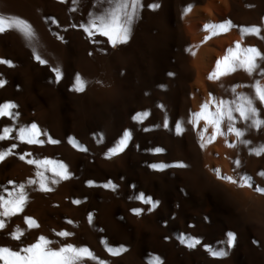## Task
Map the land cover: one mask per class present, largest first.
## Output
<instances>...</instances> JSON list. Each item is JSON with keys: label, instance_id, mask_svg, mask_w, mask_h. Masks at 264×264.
I'll use <instances>...</instances> for the list:
<instances>
[{"label": "bare ground", "instance_id": "1", "mask_svg": "<svg viewBox=\"0 0 264 264\" xmlns=\"http://www.w3.org/2000/svg\"><path fill=\"white\" fill-rule=\"evenodd\" d=\"M99 2L77 0L76 11H69L72 0H0V17H18L34 34L29 40L12 28L0 33V60L12 65L0 64V104L16 105L15 123L0 118V129L13 128L0 151L16 145L0 160V194L21 184L27 193L19 214L0 217V246L16 250L43 236L53 249L86 247L95 259L79 264H151L154 257L160 264H264V194L255 191L264 189V153L252 151L264 145V127L252 128L233 113L234 127L244 135L229 133L224 119L210 139L211 124L194 116L201 105L216 111L210 97L219 103L244 93L264 120V107L251 89L255 82L264 86V61H257L251 76L240 67L213 75L216 62L237 44L264 55V0H141L127 42L115 47L79 27L89 12L100 11ZM224 21L231 25L224 31L206 28ZM251 26L259 34L241 32ZM34 50L44 64L33 59ZM77 76L84 83L81 92L74 90ZM143 112L148 115L134 119ZM32 123L58 143H47L43 135L39 145L18 141L15 129ZM125 130L127 146L108 155ZM45 159L62 163L68 173L53 184L42 166L47 192L28 184L37 179V168L26 162ZM177 163L184 167L172 166ZM217 172L237 183L240 176L250 177L251 187L217 179ZM141 195L156 207L149 210L137 199ZM25 217L36 226L29 229ZM14 229L23 233L20 241L10 238ZM61 231L70 235L57 236ZM228 232L234 234L231 249ZM189 238L200 243L189 249ZM121 247L117 255L106 250ZM206 248L227 254L214 258Z\"/></svg>", "mask_w": 264, "mask_h": 264}, {"label": "snow or ice", "instance_id": "2", "mask_svg": "<svg viewBox=\"0 0 264 264\" xmlns=\"http://www.w3.org/2000/svg\"><path fill=\"white\" fill-rule=\"evenodd\" d=\"M60 3H64V0H58ZM74 7L70 8L69 11H76L75 5L77 0H72ZM100 7L99 12H89L88 21L86 24H80L79 27L82 31L89 37L94 34H99L100 36L106 37L107 42L110 46L115 47L117 44L126 43L129 38V33L131 25L135 21L138 15V11L141 8V0H100L99 4L96 5ZM158 5H149V8H156ZM53 24H56L55 20H52ZM7 25V28H6ZM227 26H231L228 21H224L222 24L217 25H207L206 28H211L213 30L219 29L221 31L226 30ZM75 27V25H73ZM8 28L15 29L20 34H22L26 39L31 40L33 37V32L31 26L24 20L18 17H11L5 20L0 17V33L8 30ZM241 32H247L251 35H257L260 29L256 26L248 27L247 29H241ZM60 39V37H57ZM33 59L37 60L40 64H44L45 61L33 51ZM257 61H264V55L261 54L254 47L240 48L237 44L234 49H229L223 60H218L217 72L213 75L219 76L229 71L235 70L236 67L242 68L248 75H253L254 70L257 68ZM0 64H6L11 67V62L6 60H0ZM56 79H60L59 69H54ZM264 75V72L260 73ZM213 75L209 76V79L213 78ZM4 80L0 79V86H3ZM240 87H248L246 85H240ZM84 83L81 81L79 76L76 78L74 85V90L76 92L83 91ZM251 89L254 93V99L259 101L260 106L264 107V86H261L259 82H255L251 85ZM209 104L216 109L214 113L207 112L205 105H201L200 112L195 113L194 116L196 120L203 119L205 124H211L212 126V136L210 139H215L220 123L222 120H227V131L233 134L237 139L244 135V132L234 127L236 120L233 113L237 114L241 122L250 121V127L260 128L264 127V120L259 118L257 107L254 106L253 97H250L244 93L235 94L233 100H221L216 103L209 98ZM16 107L15 104L11 102H5L0 104V118L6 117L13 120L15 119L12 113V109ZM147 112L137 113L134 119L139 117H146ZM190 124H193L195 128V123L189 120ZM165 127H168L167 120H165ZM13 131L12 127H4L0 129V141H5L9 139V133ZM147 131V129H145ZM176 131L179 134L182 128L179 123L176 125ZM223 135V133H220ZM48 137L47 132H42L35 123H32L26 127L21 126L15 129V138L21 143L25 144H42L43 141L39 139L41 136ZM201 138L203 139V129H201ZM130 139V133L125 130L121 139L117 142L115 147L109 149L108 155H116L122 152L127 146L128 140ZM71 142V140H70ZM245 145L248 141H242ZM47 143L56 144L58 141L48 137ZM16 145L12 144L11 147L6 151H0V160H4L7 155H10L12 150L15 149ZM79 150L85 151V149L80 148L79 145H75ZM156 152H160L161 149H155ZM253 154L260 155L264 153V145L259 146L252 150ZM29 155L25 153L19 156L20 160H25V156ZM29 164H34L37 168L35 181H28V184H39V190L49 191L50 189L46 186V181L48 177L44 175V171H49L52 173L51 182L55 184L57 182L56 177L60 179H67L68 173L65 166L62 163H57L51 160H27ZM44 166V171L41 167ZM174 167L183 168L182 163H177L172 165ZM152 168L159 169L163 166L150 165ZM59 169V170H58ZM264 175V174H261ZM217 179L224 180L230 184H235L238 187H251V178L247 176H240L239 183L237 180L228 176H221L217 172ZM12 183L11 181L9 182ZM91 184V181H89ZM103 187H113L114 185L106 184ZM25 186L23 184L14 186L12 191H7L5 194H0V217L10 218L19 214L27 201V193L25 192ZM255 191L260 194H264V189L257 187ZM141 202L148 204L149 210L156 207V204L151 200L145 198L141 195L137 197ZM73 203H78V201H73ZM135 214L139 215V209L133 210ZM25 224L29 229L36 226V222L28 217H25ZM5 228V219H0V230ZM23 233L19 229H14L10 233V238L14 241H20ZM57 236L64 238L70 234L65 231L56 233ZM227 237V247L229 249L233 246L234 234L232 232L226 233ZM200 241L198 239L189 238L186 243V247L189 249L194 248ZM52 241L47 238L40 236L37 240L27 246H20L18 249L13 250L10 247L0 246V264H79L81 260L85 257L88 259H95L92 253L86 247H74L71 244L63 245L59 248L53 249L50 247ZM112 255H117L119 252L124 251L122 247L118 250L106 249ZM214 258H222L226 256V252L221 248L220 250H210L205 249ZM102 264V262H101ZM151 264H160L159 258H152Z\"/></svg>", "mask_w": 264, "mask_h": 264}]
</instances>
